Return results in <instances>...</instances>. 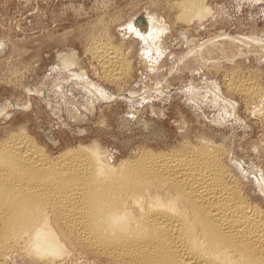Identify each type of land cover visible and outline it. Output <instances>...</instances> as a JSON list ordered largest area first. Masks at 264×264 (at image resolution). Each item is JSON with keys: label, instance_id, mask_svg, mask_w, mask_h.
<instances>
[{"label": "rangeland", "instance_id": "374dc122", "mask_svg": "<svg viewBox=\"0 0 264 264\" xmlns=\"http://www.w3.org/2000/svg\"><path fill=\"white\" fill-rule=\"evenodd\" d=\"M179 1L0 0V142L27 128L54 155L95 142L118 166L144 149L182 150L185 133L223 148L264 208V0H204L211 14L189 23ZM117 49L132 63L108 64L119 75L103 66ZM64 245L61 264H117Z\"/></svg>", "mask_w": 264, "mask_h": 264}, {"label": "bare ground", "instance_id": "6f19581e", "mask_svg": "<svg viewBox=\"0 0 264 264\" xmlns=\"http://www.w3.org/2000/svg\"><path fill=\"white\" fill-rule=\"evenodd\" d=\"M176 4L188 23L212 12L204 0ZM120 53L103 61L105 71L129 70ZM111 74L107 81L120 79ZM26 129L0 142V261L21 253L61 264L67 243L117 264H264V208L215 142L183 133L182 150L144 149L112 166L95 142L54 155ZM258 183L264 192V177Z\"/></svg>", "mask_w": 264, "mask_h": 264}, {"label": "water", "instance_id": "95a60500", "mask_svg": "<svg viewBox=\"0 0 264 264\" xmlns=\"http://www.w3.org/2000/svg\"><path fill=\"white\" fill-rule=\"evenodd\" d=\"M142 18H144V15H139L137 20H136V23H139L142 21ZM50 139H53V138H50Z\"/></svg>", "mask_w": 264, "mask_h": 264}]
</instances>
